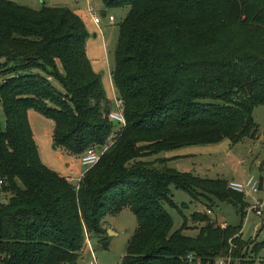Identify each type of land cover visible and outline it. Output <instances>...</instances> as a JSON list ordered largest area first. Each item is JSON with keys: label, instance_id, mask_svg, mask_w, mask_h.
Listing matches in <instances>:
<instances>
[{"label": "trees", "instance_id": "trees-1", "mask_svg": "<svg viewBox=\"0 0 264 264\" xmlns=\"http://www.w3.org/2000/svg\"><path fill=\"white\" fill-rule=\"evenodd\" d=\"M101 1L106 10L128 8L112 71L123 129L108 119L83 22L64 8L35 11L0 0L6 120L5 129L0 122L6 200L0 201V264H80L86 237L106 241L105 218L125 208L138 228L123 264H254L242 225L221 226L198 214L194 221L205 226L196 237L184 234L185 217L173 231L165 207L176 208L171 187L193 200L204 195L230 204L242 222L246 202L226 180L180 173L168 166L175 157L157 156L259 137L254 112L264 107V0ZM236 29H246L245 47L225 41ZM30 111L54 122L56 148L79 157L92 146L105 150L79 191L42 162Z\"/></svg>", "mask_w": 264, "mask_h": 264}, {"label": "rangeland", "instance_id": "rangeland-1", "mask_svg": "<svg viewBox=\"0 0 264 264\" xmlns=\"http://www.w3.org/2000/svg\"><path fill=\"white\" fill-rule=\"evenodd\" d=\"M16 5L27 7L35 11L43 7L64 8L76 15L85 25L89 38L87 40V55L92 68L101 76L102 85L106 93L111 111L114 110V100L116 98L110 79V71L115 66V49L119 37V24L123 21L128 12L126 9L106 10L101 0H47L44 4L42 0H5ZM98 4L103 9L105 17L99 12L101 24L96 25L88 13L87 9L91 5ZM238 8L234 6L233 16H238ZM115 18L114 22L109 21V17ZM246 29H236L228 35L225 41L237 46L245 47L243 43L248 39ZM112 73V72H111ZM4 77L0 73V84ZM56 86H58L56 84ZM60 88V87H59ZM254 117L260 127V135L256 140H245L238 145H231L228 140H224L213 145H199L179 149L174 152L163 153L157 157H175L168 166L180 173H194L196 176L208 179H224L229 188V183L234 181L245 183L252 175L259 180L260 193L256 196L259 202L258 209L262 210L263 216H258L255 212H249L254 206V200L246 198L245 218L242 222L241 212L238 208L221 203L212 196H199L193 200L187 193L171 187L174 204L176 208L165 206L167 212L173 219V231L181 228L185 217L189 230L184 234L196 237L199 230L205 223L195 222L198 214H206L210 220L221 226L242 225V240L250 244L248 256L255 261L254 264H264V107L255 109ZM31 128L37 143L42 162L51 170L64 177H71L76 182L85 172V167L81 163L79 156L68 154L65 150L54 146L53 131L54 122L36 111L30 114ZM5 113L0 102V122L5 129ZM118 131H113L112 135ZM56 149V150H55ZM73 182V184H75ZM81 186V182H80ZM231 190V189H230ZM232 191V190H231ZM0 201H6L5 195L0 194ZM209 211L211 212L209 214ZM105 228L110 227L115 236H110L107 232L106 238L109 246L103 250H98L97 240L86 237V247L80 264H90L94 255L97 264H123L126 249L134 236L138 221L129 208L123 209L117 215L105 218ZM92 248L91 251L87 247ZM256 249V251H255ZM92 255V256H91Z\"/></svg>", "mask_w": 264, "mask_h": 264}, {"label": "built area", "instance_id": "built-area-1", "mask_svg": "<svg viewBox=\"0 0 264 264\" xmlns=\"http://www.w3.org/2000/svg\"><path fill=\"white\" fill-rule=\"evenodd\" d=\"M88 13L90 14V16L92 17L94 23L96 25H100L101 24V19L98 15L99 10L98 7L95 6H89L88 9ZM109 21L110 22H114L115 18L113 16L109 17ZM123 109H124V104L123 101L119 98H115L114 100V110L110 111L108 114V119L114 123L117 122L118 126L115 127L116 129H123L126 125V121L124 118V114H123ZM116 134L113 136H111V138L109 139L110 144H112V137H115ZM104 149L102 147V152H99L97 150L96 146H92L90 148H88L81 156V163L82 165L85 167V172H88L90 169H92L95 165H97V163L100 161L103 153H104ZM70 183L73 184V179L72 178H68L67 179ZM82 178L78 179L76 182H74L75 184V190L79 191L80 189V182H81ZM2 184V182H0V185ZM229 188L236 193L242 194L243 196H245L246 198H249L251 200H254L255 204L254 206H252L249 209V212H255L258 216H263V212L262 210L258 209L259 207V202L256 200V196L260 193L261 189H260V183L259 180L256 179L255 176H251L245 183H238V182H230L229 183ZM211 212L209 211V214ZM90 245V244H89ZM89 250L91 251V254H93L92 252V248L91 245L90 247L86 248V251ZM92 256V255H91ZM90 264H97L95 257L93 255L92 257V261ZM215 264H230V261H227L226 259H220V260H216Z\"/></svg>", "mask_w": 264, "mask_h": 264}, {"label": "water", "instance_id": "water-1", "mask_svg": "<svg viewBox=\"0 0 264 264\" xmlns=\"http://www.w3.org/2000/svg\"><path fill=\"white\" fill-rule=\"evenodd\" d=\"M42 3H45V0H42ZM102 16L105 17V14H103ZM113 125H114V127H117L118 126L117 122H114ZM97 150L99 152H102V147L101 146L97 147ZM106 230L110 234V236H115L116 235V233L113 232L110 227H107ZM108 246H109V241L108 240H106V241H104L102 243H98L96 245V247H97L98 250H103V249H105Z\"/></svg>", "mask_w": 264, "mask_h": 264}, {"label": "crops", "instance_id": "crops-1", "mask_svg": "<svg viewBox=\"0 0 264 264\" xmlns=\"http://www.w3.org/2000/svg\"><path fill=\"white\" fill-rule=\"evenodd\" d=\"M47 2V0H45V3ZM44 3V4H45ZM95 6H97L98 7V10H99V12H101L102 13V15L104 14V12H103V9L101 8L100 9V7H99V5L98 4H96ZM88 9H89V7H88ZM88 9H87V11H88ZM94 70V69H93ZM95 71V70H94ZM96 72V71H95ZM112 71H110L109 73H110V79H111V83H112V86H113V91H114V93H115V96H116V98H118V94H117V92H116V89H115V87H114V83H113V79H112V73H111ZM97 73V72H96ZM98 74V73H97ZM30 114H31V111L29 112V117H30ZM29 121H30V119H29ZM31 124V123H30ZM34 134V133H33ZM56 149H58V148H56ZM55 149V150H56ZM86 172H84L82 175H81V177L80 178H83V176H84V174H85ZM60 176H62V177H64L63 175H61V174H59ZM64 178H66V179H68V178H71V177H64ZM79 178V179H80ZM73 179V178H72ZM74 180V179H73ZM74 182V181H73ZM81 260H86V258H84L83 256H82V258H81Z\"/></svg>", "mask_w": 264, "mask_h": 264}]
</instances>
